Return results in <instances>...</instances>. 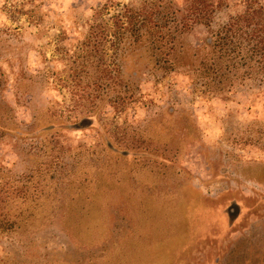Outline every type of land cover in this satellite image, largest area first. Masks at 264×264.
<instances>
[{"label":"rangeland","instance_id":"374dc122","mask_svg":"<svg viewBox=\"0 0 264 264\" xmlns=\"http://www.w3.org/2000/svg\"><path fill=\"white\" fill-rule=\"evenodd\" d=\"M156 1L0 0V120L31 133L0 137V186L22 195L0 227V264H264L254 23L222 44L215 78L198 63L247 6L264 33V0H211L209 22L183 36L195 69L137 62L134 76L114 17Z\"/></svg>","mask_w":264,"mask_h":264},{"label":"trees","instance_id":"16d2710c","mask_svg":"<svg viewBox=\"0 0 264 264\" xmlns=\"http://www.w3.org/2000/svg\"><path fill=\"white\" fill-rule=\"evenodd\" d=\"M216 5L211 3V0H194V3L184 9H179L172 5V0H157L152 7L145 8H125L124 11L118 13L114 17V30L111 35L114 36L113 41H119V39L126 37L128 42V59L130 64L135 67L130 68L133 75H138L139 64L145 67H150L149 70H163V72L174 71L178 67L194 66L196 63L194 60L198 59L197 53L191 52L188 54L187 49L183 46V36L192 29L194 24H207L211 18L212 13L215 10ZM258 9L249 8L247 6L246 11L239 17H233L232 20L224 27L219 29L213 40L212 46L216 53L215 56H208L205 61L202 62L200 58L198 63H202L204 73H211V75H217L219 68L217 67L221 55H223L222 46L230 35L234 34L236 30H239L244 23L245 27L252 25L249 36L253 38L251 50L256 56V63L258 70L263 69L264 75V33L262 24L259 26V20L254 22V16L258 14ZM224 33L222 34V32ZM91 36L94 38L97 34L92 35L90 33L87 36V42H89ZM231 41V40H230ZM223 44V45H222ZM217 48V50H215ZM89 50V49H88ZM193 56V60L191 59ZM205 57V55L203 56ZM142 67V66H141ZM137 69V70H136ZM257 70V71H258ZM95 83V82H94ZM95 84H98L97 82ZM132 80L128 82V93L123 99H126L127 104L135 101L134 99V87ZM99 88V85H96ZM54 122L42 124L40 127L42 130H49L54 128ZM90 124V117H82L79 120L73 122L75 128L83 127ZM5 132H13L17 135H29L28 131L21 130L14 124L9 125L5 121L0 120V137ZM12 189L11 184L6 182L0 186V227L9 228L15 222L11 218L12 205L15 201L16 195L22 196Z\"/></svg>","mask_w":264,"mask_h":264}]
</instances>
